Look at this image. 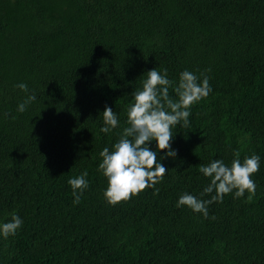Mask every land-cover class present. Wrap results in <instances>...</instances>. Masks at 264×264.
<instances>
[{"label":"trees","instance_id":"1","mask_svg":"<svg viewBox=\"0 0 264 264\" xmlns=\"http://www.w3.org/2000/svg\"><path fill=\"white\" fill-rule=\"evenodd\" d=\"M154 68L203 73L212 91L172 128L175 158L150 142L168 170L155 187L112 205L100 152ZM105 106L119 119L107 134ZM237 151L260 157L254 194H226L208 218L177 207L210 199L199 166ZM85 171L74 204L68 181ZM13 213L0 264H264V0H0V224Z\"/></svg>","mask_w":264,"mask_h":264},{"label":"clouds","instance_id":"2","mask_svg":"<svg viewBox=\"0 0 264 264\" xmlns=\"http://www.w3.org/2000/svg\"><path fill=\"white\" fill-rule=\"evenodd\" d=\"M16 87L25 93L29 92L25 83ZM170 88L175 92V99L169 94ZM211 91L209 77L203 73L197 76L184 70L179 75L178 83L168 79L167 69H163L161 73L154 68L146 73L142 87L131 94L133 102L127 108V126L123 128L112 150L105 147L100 152L102 162L98 168L108 181L104 191L108 203L115 205L146 188L155 187L168 170L158 161L157 151L151 149L150 142L155 141L158 151L167 150L166 156L175 158L177 152L171 147L172 128L178 124L188 127L191 106L207 97ZM35 100V92H32L18 105L17 111L23 113ZM102 114V133L107 134L119 126L118 116L111 107L105 106ZM259 168L258 155L246 156L241 160L238 151L234 153L230 164H225L223 160L201 164L199 171L210 179L201 196L210 195L211 198L203 200L184 193L180 196L177 207L187 206L208 218V205L222 202L226 194L234 192L236 198L243 197L245 192L254 194L256 184L251 177ZM87 175L85 171L68 181L73 189L74 204H79L83 190L88 187ZM77 190H80L79 193ZM158 191L156 189V193ZM22 224L23 220L13 213L8 222L0 224V234L4 238L15 235Z\"/></svg>","mask_w":264,"mask_h":264}]
</instances>
